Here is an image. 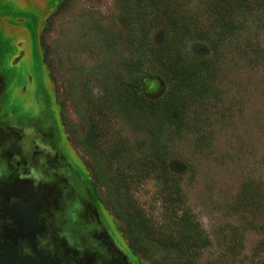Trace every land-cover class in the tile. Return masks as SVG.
Wrapping results in <instances>:
<instances>
[{
    "label": "rangeland",
    "instance_id": "rangeland-1",
    "mask_svg": "<svg viewBox=\"0 0 264 264\" xmlns=\"http://www.w3.org/2000/svg\"><path fill=\"white\" fill-rule=\"evenodd\" d=\"M128 40L116 0H0V131L8 130V136L0 132V137L11 136L13 143V151L2 156L0 167L10 170L11 163L23 166L26 170L20 173L21 184L16 190L26 194L32 184L39 183L53 200L54 225L44 196L32 203L26 198L25 205L21 203L23 216L37 226L36 231H52V236L57 233L64 238L62 222H72L70 230H75L82 247H87L91 241L85 233L86 225L93 224L89 230L109 244L112 256L119 253V264H124L121 252L125 253L127 246L123 223L107 209L105 189L94 178L91 159L80 149L75 136L78 138L85 115L91 113L89 119L99 120V106L89 105L95 102L93 92L101 83L110 82L111 74L128 54ZM246 41L259 49L260 58L248 60L242 53ZM218 50V98L200 109L191 107L180 132L167 141L174 161L187 165L178 179L184 195L181 208L201 230V241L188 243L189 253L212 264H264V213L243 209L239 202V186L245 180L258 181L264 187V28L248 29L238 41ZM46 73L52 79L48 77L50 84ZM147 89L158 92L159 81L148 82ZM32 105L36 114L29 116H34L35 129L20 127L16 131L19 136L14 137L12 126L22 115L19 110L23 109L26 116ZM102 123L104 133L108 126ZM112 123L111 134L117 131L131 141L139 139L140 135L123 123ZM53 130L60 132L63 145L52 139ZM113 138L108 132L100 137L98 151L105 154ZM61 171L75 178L83 173L92 194L102 204L94 206L93 195L87 194L81 177L80 186L71 180L75 194L66 193L65 200L60 201L61 180L50 181L47 176ZM131 194L148 222H171L159 200L157 182H140ZM65 211H69L66 216ZM15 238L13 253L19 256L17 260L39 264L30 253L43 252L40 248L47 249L46 242L40 244L32 235L21 237L24 240ZM28 247L30 253L25 250ZM73 253L62 250L58 260L52 257L46 264H95L100 258L96 253L90 254L91 261H77L72 260ZM155 254L166 264L164 251ZM132 258V264H152L147 257Z\"/></svg>",
    "mask_w": 264,
    "mask_h": 264
},
{
    "label": "trees",
    "instance_id": "trees-1",
    "mask_svg": "<svg viewBox=\"0 0 264 264\" xmlns=\"http://www.w3.org/2000/svg\"><path fill=\"white\" fill-rule=\"evenodd\" d=\"M116 1L129 39L128 54L110 82L94 90L95 102L89 105L99 106V120L85 115L76 143L91 159L93 176L105 189L107 209L123 223L132 256L163 264L154 255L164 251L166 264H212L189 253L188 243L200 242L201 230L181 208L184 195L178 179L187 165L174 161L167 141L180 132L191 107L200 109L218 98V49L238 41L248 29L264 28V0ZM243 48L248 60L260 58L252 43L246 41ZM48 77L52 81L46 73L50 84ZM155 80L160 89L150 93L147 83ZM112 120L139 134V139L111 134ZM102 121L108 126L104 133ZM107 132L114 138L102 154L99 139ZM148 180L158 183L159 200L171 222H148L133 198L134 185ZM239 202L243 209L264 213L263 185L242 182Z\"/></svg>",
    "mask_w": 264,
    "mask_h": 264
},
{
    "label": "flooded vegetation",
    "instance_id": "flooded-vegetation-1",
    "mask_svg": "<svg viewBox=\"0 0 264 264\" xmlns=\"http://www.w3.org/2000/svg\"><path fill=\"white\" fill-rule=\"evenodd\" d=\"M28 109H30L31 112H27L26 116L23 115L24 113L23 109L19 110L22 115H18L19 118H17L15 125L12 126V127H15L14 130L12 131L15 133L14 137L19 136V133H16V131L18 132L20 130V127L23 129L28 128V127L31 129H35L36 124L32 122L33 121L32 118L36 114L35 106L32 105ZM32 113L34 114V116H29ZM20 116H24V117H20ZM57 118H56L55 125H57V128H58L59 121ZM6 127H7L6 124H4V128ZM0 132L3 134L5 132V134H7L8 136V130L4 131V129H2ZM54 132H56V130L55 131L53 130V133L50 132L52 139H55V141L57 139V142L60 141L61 145H63L64 139L62 135H60V132H57V133H54ZM7 136L3 135L2 137H0L1 138L0 139V159L5 154L10 155L11 152L13 151V143L11 140L12 137L9 136L11 139H8ZM30 151H31V148H29V152L27 151L28 155H30ZM3 158L6 160L5 157ZM24 161L25 159L22 160V163H24ZM10 166H13L12 168H10V170L3 169L4 166L2 168L0 167V203H2V207L0 206V264H8V262H10V264L12 262L13 264H21V260H17L19 256L13 253L14 244H15L13 240L16 239L15 237L21 238L24 235L26 237L27 235L28 236L32 235L38 240V243L40 244L43 241L46 242L48 248L47 249L42 248V247L40 248L41 250H43V252H41L43 254H41L40 252H37V254L35 252L30 253V248L29 247L25 248V250L27 249V252L32 254L31 256L34 257L33 261L38 262L39 264L40 263L46 264V261H48L49 258L51 259L52 257H55L56 260H58L62 255V250L65 251L67 249L75 251V253H73L75 255L73 256L72 260L75 259L77 261H83V260L91 261L90 254L92 255V254L97 253L99 254L100 258L95 262V264H119L121 263L120 261L121 258L119 257V253L116 252V250H113L117 254H115V256H112V254L109 253L110 251L109 244L105 243L106 241L101 236L98 237V233H95L96 231L89 230L88 226L90 228L92 226L93 228V224L86 225V222L84 223L86 225L85 233L89 235L88 241H91L89 244L85 245L87 247H82L83 245L82 241H79L80 238L75 232V230L74 231L70 230V228L72 227L71 226L72 222H62L63 229H65V235H66V237L64 238L60 234H57V233H55V235L52 236L51 235L52 231L51 232L43 231V230L36 231L37 226L35 225L33 226V223L28 222L25 216H23L25 211L24 209H21V208L24 207L25 205V202H24L25 199L28 198V200L26 201H29L30 203H32L33 199L35 198L39 199L44 196V198H46V201L49 202V206L47 210L49 214L51 213L52 215L53 225H54V215H56V212L52 210V208L54 207V202L53 200H51V198L49 199V196H48L49 194H47L48 192L45 193L43 188L41 189V185L39 183L32 184V186L29 187V192L26 194L24 192L17 191L15 187L21 184V181L20 182L18 181V177L19 175L21 176L20 173L21 172L24 173L26 169L24 170L23 166L15 167V164L13 165V163H11ZM79 175H77L76 176L77 178H75L74 176L71 175L70 172L68 173V172L61 171L59 173H53L51 175H48L47 179L50 181L61 180L60 182L61 186L58 185L60 189L59 197H60V201H64L66 193L72 194L74 192V187H71L70 185L71 180H73L75 186H80L79 184L82 183L80 182V177L83 180V183L86 182L85 176L83 175V173ZM84 185H85V188L87 187L86 188L87 194L89 193L92 194V191H91L92 186L89 185V183L87 182ZM92 199H93L94 206L98 204L99 205L102 204L101 199L99 197H96L95 194L92 196ZM23 202H24V205L21 206V203L23 204ZM68 213L69 211L67 212L65 211L64 216L68 215ZM52 222L50 223L51 230L53 228ZM112 237L115 239L114 235ZM19 240L20 239L18 238V242ZM21 240H24V239L21 238ZM88 245L90 247H88ZM124 251L125 253H123V251L121 253L124 256L123 258L127 260V262L124 260L122 261V263L124 262V264H132L131 260H133L132 258L133 256L128 250L127 246H125ZM84 255H86L85 259H84ZM104 256H105V259H104ZM35 257H38V259ZM47 264L49 263L47 262Z\"/></svg>",
    "mask_w": 264,
    "mask_h": 264
}]
</instances>
